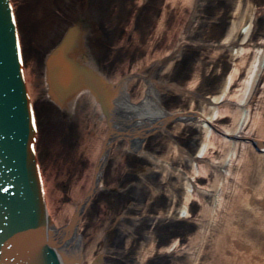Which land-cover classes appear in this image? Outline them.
I'll list each match as a JSON object with an SVG mask.
<instances>
[{
	"label": "rangeland",
	"instance_id": "obj_1",
	"mask_svg": "<svg viewBox=\"0 0 264 264\" xmlns=\"http://www.w3.org/2000/svg\"><path fill=\"white\" fill-rule=\"evenodd\" d=\"M24 1V5L21 0L18 4L22 5L19 6L22 23L28 28L25 32L28 60H38V63L32 60L34 76H42V59L57 45L60 35L72 20H79L80 16L83 19L88 17V24H91L90 28L94 31L88 48L97 60L102 58L107 61V64L102 63L108 67L106 74L122 80L127 74L137 76L141 72L143 76L149 77L159 103L173 114L209 112L206 98L220 95L231 76L237 77L230 89L237 97L252 74L257 63L256 56H260L258 51L264 52V0ZM87 2L89 4L85 6ZM91 2L95 3L98 11L92 9ZM239 23L243 27L244 23L248 27L251 24L249 37L245 39V29L240 27L237 36L228 40L231 28ZM243 46H247L249 51L246 56L243 55L245 57L238 53ZM141 62L143 64L140 66ZM257 81L254 97L264 102V74ZM148 84L143 77L134 78L131 86H128L134 100L143 89H147ZM254 105L257 107L256 101ZM40 106L44 129L47 131L44 133L45 148L48 153L49 146L53 150H60L63 155H54V167H63V170L59 169L62 175L71 172L65 181L57 178L55 186L62 193L64 204H69L75 200L73 189L78 182L85 180L82 191L86 192L89 188L87 183L90 177L85 172L90 169L88 166L91 159H76V148L81 140V134L76 133L77 127L84 126L85 118L81 119L75 108L67 113L64 120H57L51 105L42 101ZM255 110L253 108V113H257ZM77 116L80 121L76 120ZM215 122L221 128L230 129L234 126L233 118H215ZM59 135L62 136L60 140ZM203 136L202 128L196 124L172 122L146 138L144 156L126 151L128 145L125 141L114 146L105 174V188L95 196V204L91 206L83 225L87 239L95 241L99 246L98 254L106 250L107 264H135L141 251L148 254L145 257L146 264L149 261L153 264H177L179 259L187 262L190 243L202 240V234L197 232L203 231L200 225L205 223V210L212 206L213 192H216L215 187L219 185L217 173L220 175V171L215 165H219L217 162L222 156L229 158L231 155L230 148L225 149L229 152L221 154L219 152L223 149L212 147L210 153L201 160L206 165L205 170L209 171L208 175L205 172L200 175L193 172L196 164L194 158L199 153ZM67 140L70 146L65 147L63 143ZM243 148L242 144L238 146V155H233L236 161L231 164L234 176L238 177L223 183L225 199L232 200L230 197L235 189L250 192L244 193L252 196L258 185L263 184L259 178L262 174L250 173L247 161L243 163ZM181 150L187 154L181 153ZM256 155L255 152L248 154L253 159V166L259 165ZM188 176L210 190L201 193L200 202L193 200L190 204L192 214L185 221L193 222L197 228L196 231L188 229L189 233L181 230L180 221L183 222L184 217L179 216L184 205L182 201L185 202L187 195ZM243 186L246 190H242ZM57 190L54 191L58 193ZM253 210L248 212L247 217L242 212L244 218H239V225H247L250 235L256 239L259 236L264 241V227L257 224L254 226L255 222L251 225L255 217ZM167 227L169 229L165 231ZM158 231L160 234L157 235ZM186 233L185 244L181 241L178 249H171L174 244L171 238ZM153 240L158 245L159 241L161 244L171 243L157 250L158 245H154ZM201 257L208 261V253L202 251Z\"/></svg>",
	"mask_w": 264,
	"mask_h": 264
},
{
	"label": "bare ground",
	"instance_id": "obj_2",
	"mask_svg": "<svg viewBox=\"0 0 264 264\" xmlns=\"http://www.w3.org/2000/svg\"><path fill=\"white\" fill-rule=\"evenodd\" d=\"M18 2L19 0H5V5L10 26H12L23 93H25V102L32 124L33 161L36 180L38 181L43 228L55 264H107L108 255L106 250L98 254L99 246L95 244V241L90 242L87 239L84 235L83 230L85 228L83 225L87 213L92 209L91 206L95 204V196L105 188V174L108 171L111 156L115 150L114 146L120 141H125L128 145L126 151L136 152L144 156L146 154L144 151L146 138L166 128L172 122L175 124H196L202 128L204 138L201 142V148L198 150L199 153L194 158L196 164L193 167V172L196 174L200 175L205 172L208 175L209 171L205 170L206 165L202 164L201 160L210 153L212 147L223 149L224 151L219 152L221 154L229 152L225 149L230 148L231 153L229 158L227 156L219 158L217 162L219 165H215L217 170L220 171V175L217 173L219 185L215 187L216 192L211 190L214 193L213 204L210 209L205 210L207 211L204 219L205 223L200 225L203 231L197 232L202 234L203 241L198 240L196 237L197 241L190 243L187 262L179 259L177 264H264V241L259 236L256 239L253 235H250L248 230L250 228H247V225L246 227H240L239 225V218H244L242 212L247 217L248 212H252L254 208L259 206V209L253 210L255 217H253L254 221L251 225L255 222L254 226L257 224L264 227V102L257 101L254 97L257 93V78L264 74V52L258 51L260 56H256L257 63L251 71L252 74L249 80L243 84L242 93L238 94L237 97L230 90L237 77L231 76L220 95L206 98L208 99L206 103L210 108L209 112L206 110L203 111L204 113L190 111L188 113L173 114L169 113L159 103L155 96V90L152 89L153 85L151 82L149 83V77L143 76L141 72L137 76L132 73L127 74L122 80H118L117 77L113 76L109 77L106 74L105 71L108 67L102 63L107 64V61L102 60V58L97 60L88 48L90 40L94 36V31L90 28L91 24H88V17L83 19L80 16L79 20H72L62 32L63 34L60 35L57 45L42 59V76L38 74L34 76V73H32L33 62L38 63V60L37 58L32 59L33 62L28 60L29 54L26 51L27 46L25 44V38H27L25 32L28 31V28L22 23L21 7H19L21 4L24 5L25 1L21 0L20 5ZM88 4L89 2L85 6H88ZM90 6L92 9L97 10L94 2H91ZM241 25L240 23L235 24L231 28L228 40L237 36L239 28L243 27L242 23ZM250 25L248 27L244 23L245 39L249 37V31L252 28ZM248 52L247 46H243L238 51L242 56H246ZM97 62L99 64H96ZM142 64L143 62L139 63L140 66ZM139 77H143L145 82L149 84L146 86L147 89L141 91L139 97L135 96L136 100H134L130 95L128 86H131L134 78L138 79ZM262 95H264V91H262ZM42 101L46 102V105H51L50 107L53 108V113H56L57 120H64L67 113L75 108L78 110L79 117L86 119H84V126L79 125L77 127L78 131L76 133L81 134V140L76 148L78 152L76 159L83 160L84 157H87L88 160L91 159L88 166L90 169L85 172L90 177V181L87 183L89 188L86 192L82 191L85 180L78 182L79 184L75 185V189H73L75 200H72L69 204H64L63 195L57 188L55 189V186L57 185V178L60 181H65L71 172H65L62 175L60 170H63L61 169L63 167H59L60 170L54 167V163H56L54 155H63L60 154V150L55 149V153V150L49 146L47 149L50 150V153H48L45 148L44 133H47V131L44 129L45 122L40 106ZM254 101H256V106H259L260 110L254 107ZM85 105L87 106L83 110ZM253 108H256L257 113H253ZM83 112L85 117H83ZM79 117L77 116L76 120ZM214 117L219 119L233 118L234 126L230 129L221 128L217 126ZM60 139H62L61 135H59ZM68 143L67 140L63 144L68 147L70 144ZM239 144L244 145L245 152L242 153V160L245 162L243 163L247 161L250 173L262 174L259 178L263 184L258 185L257 191L252 196L245 194H251L250 192L235 189L230 197L232 201L229 198H227L228 200L225 199L226 190L223 183L230 181V178L233 180L238 177V175L234 176L231 164L236 161L233 155H238ZM249 152L257 154L255 157L259 161V165L253 166V159L248 157ZM181 153L187 154L185 150H181ZM168 168L171 169L170 166ZM186 182L188 186L187 195L185 202L182 201L184 205L179 214L180 217H184L183 222L180 221L182 225L180 228L182 227L181 230L184 232H187L188 229L196 231L197 228L193 222L185 221L188 215L190 218V214H192L190 204L193 203V200L199 201V196L205 190L210 192L207 187L203 188L190 176L187 177ZM54 190H57L58 193ZM242 190H246L244 186ZM205 207H208V205ZM171 227L172 225L170 229ZM168 229L169 227L165 231ZM165 231L164 233H166ZM187 233L180 234V236L174 235L171 238L174 241L171 249H178L181 241L185 244L184 239ZM158 234H160L159 231ZM160 241L159 245L156 240L152 241L154 245H158L157 250L171 243L169 241L168 244H161ZM199 242H202V244L200 245ZM202 251L205 254L208 253V261L202 259ZM147 256L148 254L142 253V251L139 252L135 264H146L145 257ZM148 264H153V262L149 261Z\"/></svg>",
	"mask_w": 264,
	"mask_h": 264
},
{
	"label": "water",
	"instance_id": "obj_3",
	"mask_svg": "<svg viewBox=\"0 0 264 264\" xmlns=\"http://www.w3.org/2000/svg\"><path fill=\"white\" fill-rule=\"evenodd\" d=\"M32 133L12 26L0 0V264H55L43 228Z\"/></svg>",
	"mask_w": 264,
	"mask_h": 264
}]
</instances>
